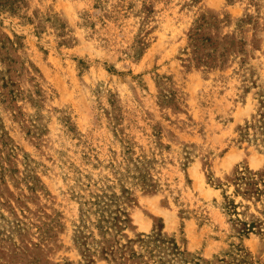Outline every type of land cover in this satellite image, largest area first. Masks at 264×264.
<instances>
[{"label":"rangeland","instance_id":"1","mask_svg":"<svg viewBox=\"0 0 264 264\" xmlns=\"http://www.w3.org/2000/svg\"><path fill=\"white\" fill-rule=\"evenodd\" d=\"M0 264H264V0H0Z\"/></svg>","mask_w":264,"mask_h":264}]
</instances>
